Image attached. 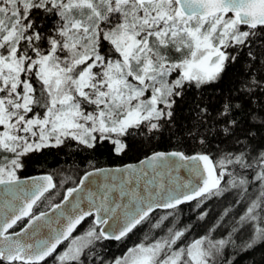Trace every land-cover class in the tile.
<instances>
[{
  "label": "snow or ice",
  "instance_id": "6c2138e0",
  "mask_svg": "<svg viewBox=\"0 0 264 264\" xmlns=\"http://www.w3.org/2000/svg\"><path fill=\"white\" fill-rule=\"evenodd\" d=\"M53 19L51 29L42 26ZM257 30L264 31V0H0V185L12 196L0 213V264H46L65 242L57 264H87L98 242L121 241L156 209L174 210L220 195L222 181L242 193L258 185L259 194L240 223L252 227L253 240L264 239V150L219 158L154 153L148 168L187 167L192 179L169 189L160 185L162 191L147 195L124 191L148 174L144 169L127 165L104 182L93 177L107 170L95 169L67 189L63 201L71 207L54 217L30 215L56 188L53 176L22 184L16 175L23 156L67 141L86 148L110 141L121 153L131 130L152 132L173 119L187 85L199 88L220 80L237 59L232 52L248 47ZM231 112L225 103L220 116L226 134L236 125L228 119ZM78 191L82 195L69 200ZM123 196L127 202H121ZM171 215L153 227L160 228ZM25 216L33 225L28 239H13L21 233L9 229ZM89 218L91 224L75 234ZM187 231L169 228L163 237L145 236L108 264H215L226 241L202 236L186 242Z\"/></svg>",
  "mask_w": 264,
  "mask_h": 264
},
{
  "label": "trees",
  "instance_id": "16d2710c",
  "mask_svg": "<svg viewBox=\"0 0 264 264\" xmlns=\"http://www.w3.org/2000/svg\"><path fill=\"white\" fill-rule=\"evenodd\" d=\"M41 24L51 29L56 20ZM252 41L248 47L232 52L237 59L227 65L220 80L199 88L187 85L183 96L177 99L170 122H162L161 127L152 132L143 127L131 130L124 141L127 147L121 153L114 151L110 141H98L94 148L67 141L59 147H45L23 156V167L16 170L18 177L47 172L56 184L55 189L34 205L32 214L59 202L64 190L74 186L79 177L92 168L137 161L159 150L207 153L215 158L243 150L255 155L264 150V31L257 30ZM225 103L232 106L228 119L236 121L234 127L229 126L231 130L227 134L223 130L226 126L224 118L220 116ZM205 108L207 112L202 113L201 109ZM221 187L224 191L220 195L209 196L203 201L197 199L170 210L173 215L161 226L187 228L186 242L202 236L226 241L215 257V264H264V239L253 240L252 227L240 223L249 195L255 199L259 194L258 185L250 186L247 193L228 187L224 181ZM167 212L155 211L121 241L98 242L94 249L96 255L87 264H100V260L108 264L125 248L138 243L136 239L140 232L143 235L153 230L150 223L153 218H160ZM25 222L26 218L21 219L11 230L20 229ZM90 224L91 218L83 222L77 232ZM55 257L54 254L46 259V264H57Z\"/></svg>",
  "mask_w": 264,
  "mask_h": 264
},
{
  "label": "water",
  "instance_id": "95a60500",
  "mask_svg": "<svg viewBox=\"0 0 264 264\" xmlns=\"http://www.w3.org/2000/svg\"><path fill=\"white\" fill-rule=\"evenodd\" d=\"M157 152L171 153V152H181V151H178V150H171V151L159 150V151L152 152L149 155H147V156H145V157H143V158H141V159H139L137 161L128 162V163H125V164H122V165H117V166H101V167H97V168H92V169H89V170L85 171L79 177V180H78L77 184L75 186H72V187H76L78 185L80 179L87 172H93L95 169H105V170H107L105 173H103L99 177H93V179H99L102 182H104L105 181V177H111V176H114V175L115 176H119L120 173L116 172V169H120L121 171H123L127 165H134L137 170L144 169L148 174L146 176L140 175L139 179L133 180L131 182V184L127 185L124 188L125 192H128L129 189H135V191L138 192L139 194L147 195L148 192L162 191L163 189H160V185H163L164 189H169V188L175 187L179 183L187 182L190 179H192V175H191V173H190V171H189V169L187 167H175L174 169H171V170L157 169L156 171H153L151 168H148L147 167V158L152 156L154 153H157ZM195 154H197V153H193V154H189V155L185 154V155L191 156V155H195ZM170 159L173 160V161H176L178 158L171 157ZM141 161H145V164H141L140 163ZM179 163H184V162L181 161ZM43 175H51V174H49L47 172H40V173H34V174L27 175V176L19 177V179H20V182L23 184V183L30 182L31 178H33V177H38V176H43ZM72 187H69V188H72ZM4 189H5V185H0V213H3L7 209L8 201L12 199L11 194L10 193H5ZM67 189L63 192L62 199L59 202L53 204V205L60 204L61 205V209H59V210L54 209L53 205H52L47 210L41 211V212L47 213L48 217H54V215L58 214L59 211L64 210V208L66 206L68 208H70L71 205L67 201H63V197L66 194ZM50 190H52V189H50ZM93 190H95V185L93 186ZM113 193L115 195H119L120 194L118 189H114ZM81 195L82 194L78 191V192L74 193L73 197H70L69 200H72L75 197L81 196ZM154 198H155V196H154ZM127 200H128V196H123L121 198V202H127ZM191 202L192 201H188V202H185L183 204L191 203ZM86 203H87V201L82 203L81 207H84ZM178 206H180V205H178ZM156 210H165V209H156ZM39 213L40 212H38V213H36L34 215H38ZM23 218H28V219L26 220L25 224L19 230L10 231V229H9L10 233H12V232L21 233V235L19 237L13 236V239H21L22 241L23 240H27L28 239V235L31 233V229H32L33 225H29L28 224L29 217L25 216ZM35 223H43V221H41V222H33V224H35ZM22 229H24L23 232L21 231ZM113 241H116V240H113Z\"/></svg>",
  "mask_w": 264,
  "mask_h": 264
},
{
  "label": "rangeland",
  "instance_id": "374dc122",
  "mask_svg": "<svg viewBox=\"0 0 264 264\" xmlns=\"http://www.w3.org/2000/svg\"><path fill=\"white\" fill-rule=\"evenodd\" d=\"M248 197V196H247ZM253 198H254V196L253 195H249V199H248V201L246 202V206H248V203L251 201V200H253ZM199 207V204H197L196 205V208H198ZM165 212H167V211H165ZM170 212V211H169ZM168 213V212H167ZM167 213H165L164 215H166ZM164 215H161V217L162 216H164ZM173 215V214H172ZM174 215H176V213H174ZM159 220V218H153V220L150 222V223H152V225L154 226L156 223H157V221ZM156 221V222H155ZM175 221V220H174ZM174 221H172V222H174ZM89 226V225H88ZM88 226H86V227H83L82 228V230H79V232L78 233H76V234H80V233H82ZM152 226V227H153ZM172 226H168L167 228L163 225V226H161L160 228H155V227H153V230L151 231V232H148V233H145V234H143V235H141L142 234V232H140L139 234H138V236H137V239L136 240H139V241H137L138 243L140 242V240H141V237L142 238H144L145 236H147V237H149L150 239L151 238H155V237H163L166 233H167V230L169 229V228H171ZM136 244V243H135ZM134 244H132V245H130V246H128V247H131V246H133ZM64 247H66V245L64 246ZM64 247L63 248H61L62 250H61V252L64 250ZM127 247V248H128ZM127 248H125L122 252H121V254L120 255H122L123 254V252H125L126 250H127ZM119 255V256H120Z\"/></svg>",
  "mask_w": 264,
  "mask_h": 264
}]
</instances>
